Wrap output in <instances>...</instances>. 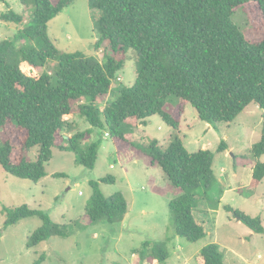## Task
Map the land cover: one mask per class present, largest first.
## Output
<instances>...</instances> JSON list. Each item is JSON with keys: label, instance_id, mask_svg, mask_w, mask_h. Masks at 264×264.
I'll return each mask as SVG.
<instances>
[{"label": "trees", "instance_id": "16d2710c", "mask_svg": "<svg viewBox=\"0 0 264 264\" xmlns=\"http://www.w3.org/2000/svg\"><path fill=\"white\" fill-rule=\"evenodd\" d=\"M74 1L21 0L31 14L27 21L25 14L11 8L0 14L2 21L24 24L16 37L0 41V131H6L3 139L0 135V165L14 176L38 182L47 176L54 151L60 150L73 152L76 164L92 169L107 134L117 154H146L164 172L176 195L169 203L176 236L191 242L206 238L215 228V218L205 206L218 183L215 153L208 148L190 152L178 136L179 127L188 105L215 127L232 122L252 103L264 110V39L248 40L232 18L240 9H256L264 29V0H89L97 11L94 48L103 50L102 58L62 51L49 35L50 21ZM17 38L23 44L17 45ZM131 53L135 83L121 82L113 88ZM51 65L53 70L46 71ZM109 95L114 99L101 105L99 100ZM154 115L175 132L167 147L157 138L135 137L139 126ZM76 116L90 127L80 130L73 121ZM11 133L19 134L17 143ZM34 149L37 155L32 160L29 154ZM226 149L222 143L218 150ZM251 152L256 159L264 154V114L261 139ZM263 178L264 162L256 160L251 185L258 187ZM102 180L114 183L115 177ZM91 184L94 192L85 219L122 222L130 208L125 195L106 197L98 182ZM199 188H204L200 196L194 193ZM4 208L5 227L28 217L42 219L29 238L30 247L72 233L70 225L55 223L44 210L27 204ZM224 208L264 234L260 216L230 204ZM143 247L159 264L169 257L165 243L145 242ZM199 255L200 264H226L217 243L204 246ZM43 260L42 254L36 264Z\"/></svg>", "mask_w": 264, "mask_h": 264}, {"label": "rangeland", "instance_id": "374dc122", "mask_svg": "<svg viewBox=\"0 0 264 264\" xmlns=\"http://www.w3.org/2000/svg\"><path fill=\"white\" fill-rule=\"evenodd\" d=\"M9 8L25 14L26 21L31 18L21 0L0 1V14ZM247 11L238 10L232 17L233 22L248 40L264 39L258 11L253 8ZM94 13L97 11L90 8L89 0H75L65 8L49 24V35L55 45L65 52L81 51L102 58L103 50L96 52L94 48L97 39ZM23 25L0 20V41L16 37ZM16 42L21 45L24 41L17 38ZM134 60L135 54H129L124 68L118 72L126 85H133L137 78ZM51 69L53 65L45 70ZM113 99V95L105 96L99 103L107 105ZM172 101H175L174 97ZM185 109L178 136L189 151L211 149L215 153L213 169L216 176L219 177L221 168L226 167L229 174L236 175V186L241 182L240 190L227 193L224 199L216 193L220 186H215L211 192L212 200L205 201V206L216 218L214 232L198 242L176 236L169 209V203L176 195L164 172L159 165L152 166L146 154L142 153L137 161L131 159V155L117 154L112 139L105 134L92 169L76 164L73 152L60 150L54 151L46 165L47 176L38 182L14 176L0 165V264H36L42 254L45 260L40 264H159L150 250L143 247L145 242L165 243L169 257L161 264H200L201 249L216 239L226 264H264V234L238 222L223 207L230 204L248 215L260 216L264 225V178L258 187L251 185L256 160L264 162V154L256 159L251 152L253 145L261 139L264 110L252 103L232 122H222L215 127L203 121L192 105ZM73 121L80 130L90 127L85 118L76 116ZM101 132L105 133V130ZM0 135L3 139L6 131L1 130ZM11 135L17 143L19 134ZM174 135L173 128L159 115L152 116L147 125L139 126L135 132L136 139L157 138L164 147ZM222 143L233 148L234 155L220 152ZM36 151L29 154L30 159L36 158ZM56 173L64 176H55ZM107 176H114L115 182L103 181L102 178ZM92 181L99 183L106 197L122 192L128 199L130 208L122 222L92 223L85 219L86 206L94 192ZM194 193L200 196L204 188ZM24 204L44 210L55 223L70 225L71 235L52 236L30 247L29 238L42 226V219L28 217L5 227L4 207ZM142 251L145 253L143 259Z\"/></svg>", "mask_w": 264, "mask_h": 264}, {"label": "crops", "instance_id": "0c3cea01", "mask_svg": "<svg viewBox=\"0 0 264 264\" xmlns=\"http://www.w3.org/2000/svg\"><path fill=\"white\" fill-rule=\"evenodd\" d=\"M187 107V106H186ZM186 110V109H185ZM185 113V112H184ZM185 115H183V117H184ZM149 121V120H148ZM182 122V121H181ZM148 124V123H147ZM180 125H181V123H180ZM161 127V126H160ZM87 142H91V139H87L86 140ZM231 150H233V148H227L226 149V154H229V153H231V154H233V152H231ZM141 155V154H140ZM140 155H138V156H130V158L131 159H134V161H137V158L138 157H140ZM234 155V154H233ZM152 166H154L153 164H152ZM253 171V170H252ZM236 175L234 174V175H231V174H229V171L226 169V167H222L221 168V175L219 176V177H217L218 178V183H217V185H219L220 186V190H218V189H216V193H218L217 195L219 196V197H221V199H224V197L227 195V193H229V192H237V191H239L240 190V184H241V182L239 183V186H236L238 183H236L235 182V180H234V177H235ZM236 183V184H235ZM216 185V186H217ZM225 206V205H224ZM223 206V207H224ZM212 212V211H211ZM228 212V211H227ZM231 213V212H230ZM233 216V215H232ZM215 218V217H214ZM237 219V218H236ZM237 221L238 222H241L239 219H237ZM215 229H216V218H215V228H214V231H215ZM213 231V232H214ZM215 242H217V239L216 240H214V243Z\"/></svg>", "mask_w": 264, "mask_h": 264}, {"label": "built area", "instance_id": "2783aa9c", "mask_svg": "<svg viewBox=\"0 0 264 264\" xmlns=\"http://www.w3.org/2000/svg\"><path fill=\"white\" fill-rule=\"evenodd\" d=\"M122 81H123V79L120 76H118V78L116 80H114L112 87L117 88L119 86V83H121Z\"/></svg>", "mask_w": 264, "mask_h": 264}, {"label": "water", "instance_id": "95a60500", "mask_svg": "<svg viewBox=\"0 0 264 264\" xmlns=\"http://www.w3.org/2000/svg\"><path fill=\"white\" fill-rule=\"evenodd\" d=\"M237 219H239V220H240V218H239V217H237Z\"/></svg>", "mask_w": 264, "mask_h": 264}]
</instances>
